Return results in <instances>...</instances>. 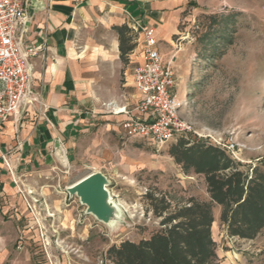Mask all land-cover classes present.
Listing matches in <instances>:
<instances>
[{
	"label": "rangeland",
	"instance_id": "obj_1",
	"mask_svg": "<svg viewBox=\"0 0 264 264\" xmlns=\"http://www.w3.org/2000/svg\"><path fill=\"white\" fill-rule=\"evenodd\" d=\"M181 6L177 33L160 51L175 70L172 92L185 100L180 115L195 133L208 131L213 140H233L240 148L232 155L196 134L178 141L183 149L201 145L220 153L230 163L223 175L240 171L250 179L253 169L264 174V0H183ZM100 121L81 137L85 152L77 162L63 165L59 158L55 169L50 165L23 178L17 192L23 206L16 200L10 211L26 216L0 217L5 261L26 254L31 264H114L110 247L148 239L162 229L163 218L191 201L210 202L205 175L170 155L178 141L157 148L143 139H122L96 126ZM92 173L105 179L108 222L88 213L67 191ZM211 211L220 264H264V228L252 240L230 236L220 221L221 207L213 203ZM26 225L24 236L19 228Z\"/></svg>",
	"mask_w": 264,
	"mask_h": 264
},
{
	"label": "crops",
	"instance_id": "obj_2",
	"mask_svg": "<svg viewBox=\"0 0 264 264\" xmlns=\"http://www.w3.org/2000/svg\"><path fill=\"white\" fill-rule=\"evenodd\" d=\"M182 2L30 0L27 19L17 32L25 41L44 45L30 62L31 88L38 101L25 105L18 118L0 129L1 218L25 213L10 211L16 200L22 205L17 192L25 185L23 178L50 165L55 169L62 155L63 165L80 159L85 152L81 137L91 131L94 120H101L96 126L126 139L120 125L140 99L131 74L141 62V36L132 27H154L161 51L162 43L172 42L177 33ZM98 112L102 115L97 117ZM28 228L19 232L26 236ZM22 255V260L10 262L0 255V264H31Z\"/></svg>",
	"mask_w": 264,
	"mask_h": 264
},
{
	"label": "built area",
	"instance_id": "obj_3",
	"mask_svg": "<svg viewBox=\"0 0 264 264\" xmlns=\"http://www.w3.org/2000/svg\"><path fill=\"white\" fill-rule=\"evenodd\" d=\"M29 2L0 0V129L10 119L18 118L25 105L38 101L31 88L30 62L42 53L44 45L25 41L17 32L27 19ZM132 28L141 36V62L131 74L140 99L132 114L125 112L128 116L120 125L123 137L143 139L157 148L188 134L213 140L208 131L195 133L192 124L180 115L185 100L172 92L177 86L175 70L157 47L156 29L139 23ZM213 141L232 155L240 148L233 140Z\"/></svg>",
	"mask_w": 264,
	"mask_h": 264
},
{
	"label": "trees",
	"instance_id": "obj_4",
	"mask_svg": "<svg viewBox=\"0 0 264 264\" xmlns=\"http://www.w3.org/2000/svg\"><path fill=\"white\" fill-rule=\"evenodd\" d=\"M170 155L176 163L205 175L210 202L191 201L163 218L162 229L148 239L110 247L114 264H220L211 237L213 203L221 207L220 221L230 236L252 240L264 228V174L253 169L250 179L240 171L223 175L220 172L230 168L229 161L201 145L183 149L178 141Z\"/></svg>",
	"mask_w": 264,
	"mask_h": 264
},
{
	"label": "water",
	"instance_id": "obj_5",
	"mask_svg": "<svg viewBox=\"0 0 264 264\" xmlns=\"http://www.w3.org/2000/svg\"><path fill=\"white\" fill-rule=\"evenodd\" d=\"M69 195H76L82 205L86 206L87 212L95 216L98 220L108 222L110 206L105 202V179L99 173H92L71 188L67 189Z\"/></svg>",
	"mask_w": 264,
	"mask_h": 264
},
{
	"label": "bare ground",
	"instance_id": "obj_6",
	"mask_svg": "<svg viewBox=\"0 0 264 264\" xmlns=\"http://www.w3.org/2000/svg\"><path fill=\"white\" fill-rule=\"evenodd\" d=\"M62 160H63V162L65 163L64 156H62V157H61V162H62ZM86 177H87V176L83 177V178H82V179H80L79 181H81V180L85 179ZM79 181H77L76 183H78ZM76 183H75V184H76ZM75 184H73V185H75ZM73 185H72V186H73ZM72 186H71V187H72ZM71 187H70V188H71ZM105 205H106L107 207H109V206H110V204H109V202H108V201H107V202H105ZM112 210H113V209H112ZM114 210H115V209H114ZM115 215H116V213H115ZM115 226H116V225H115ZM113 227H114V225H113Z\"/></svg>",
	"mask_w": 264,
	"mask_h": 264
}]
</instances>
